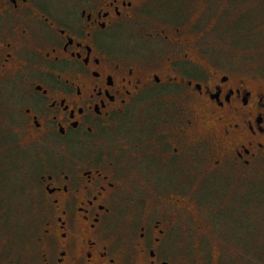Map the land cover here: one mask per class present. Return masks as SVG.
I'll return each instance as SVG.
<instances>
[{
  "label": "flooded vegetation",
  "instance_id": "obj_1",
  "mask_svg": "<svg viewBox=\"0 0 264 264\" xmlns=\"http://www.w3.org/2000/svg\"><path fill=\"white\" fill-rule=\"evenodd\" d=\"M139 7L0 0V83L22 106L20 126L32 142L72 153L39 178L43 264H205L188 259L172 234L179 220L165 214L199 210V182L264 161V84L203 67L192 31L179 26L111 46ZM161 88L180 104L168 117L138 115ZM132 116L127 144L113 132ZM126 208L119 238L111 226Z\"/></svg>",
  "mask_w": 264,
  "mask_h": 264
},
{
  "label": "rangeland",
  "instance_id": "obj_2",
  "mask_svg": "<svg viewBox=\"0 0 264 264\" xmlns=\"http://www.w3.org/2000/svg\"><path fill=\"white\" fill-rule=\"evenodd\" d=\"M138 2L134 16L112 36L111 46L131 49L136 36L142 43L143 33L155 26H179L192 31L188 36L196 39L203 67L217 64L264 84V0ZM4 87L0 83V264H43L40 239L49 217L41 210L45 200L39 178L48 167L65 163L72 153L32 142L20 126L22 106L9 100ZM170 91L153 92L154 103L148 102L138 115L168 117L170 108L180 104L161 97ZM134 125H138L136 118L128 117L113 136L128 144ZM239 173L223 172L199 182V210L165 214L171 221L179 220L172 234L185 245L190 261L198 257L205 264H264V161ZM182 185L186 190L197 187L186 181ZM129 217L126 208L111 226L119 238Z\"/></svg>",
  "mask_w": 264,
  "mask_h": 264
}]
</instances>
